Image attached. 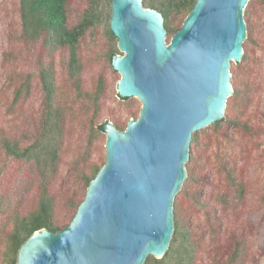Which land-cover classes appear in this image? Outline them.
I'll list each match as a JSON object with an SVG mask.
<instances>
[{
	"label": "water",
	"instance_id": "1",
	"mask_svg": "<svg viewBox=\"0 0 264 264\" xmlns=\"http://www.w3.org/2000/svg\"><path fill=\"white\" fill-rule=\"evenodd\" d=\"M250 0H196L167 38L161 11L143 0H111L117 92L137 97L124 129L107 120L105 162L71 221L41 228L16 264H143L164 256L175 232V196L187 177L193 133L224 119L231 62L243 58Z\"/></svg>",
	"mask_w": 264,
	"mask_h": 264
},
{
	"label": "rangeland",
	"instance_id": "2",
	"mask_svg": "<svg viewBox=\"0 0 264 264\" xmlns=\"http://www.w3.org/2000/svg\"><path fill=\"white\" fill-rule=\"evenodd\" d=\"M15 2L0 0V124L7 127L8 133L12 130L13 134L25 129L29 120L20 109L15 110L11 106L6 110L8 96L19 83V71L29 70L35 75L37 69L34 62L24 61L19 53L10 51L12 35L15 31L17 35L21 32ZM73 5L71 17L76 19L83 4L75 0ZM248 8L244 10V16L247 25L252 28V40L243 42V58L238 64L232 61L230 67L233 90L239 92L242 102L237 105L229 103L225 120L218 127L207 126L203 131H196L197 142L192 141L190 147L196 159L195 162L188 160L186 165L193 172L195 182H191L186 190L182 186L175 196L174 210L176 202H181V219L189 224V230L200 245L194 264H228L231 249L223 248L218 255L205 251L212 250L217 235L223 232L230 236V242L235 237L244 243L241 246L243 254L230 264H264V0H252V7ZM102 11L101 25L89 30L81 40L83 83L91 89L96 79L104 76L105 94L93 124L109 120L115 125L120 122L125 128L131 117H138L141 102L137 97L122 100L117 96V81L121 75L105 56L108 43L103 33L109 16L105 2ZM180 19L184 16L179 15L175 23H179ZM171 37L167 36L166 40L169 42ZM117 53L123 52L118 50ZM68 57L65 49L57 51L52 57L60 80ZM40 99V84L35 81L33 94L25 108V113L31 118L39 112ZM231 117L245 122L246 129L230 125L227 119ZM90 119L91 113L79 117L74 113L69 117L70 131L62 146L59 171L51 183L57 215L63 223L72 219L79 201L85 196L83 176L92 173V165H103L105 162L106 134L102 132L94 140L91 138L93 142L89 143ZM227 169H231L236 179L240 174L245 176L241 184L229 190L231 177ZM3 178H0V195L9 196L14 205L16 203L23 212H28L35 204V192L16 184H7V179ZM2 220L5 223L8 219ZM9 228L7 225L3 227L4 234ZM2 242L1 252L4 250Z\"/></svg>",
	"mask_w": 264,
	"mask_h": 264
},
{
	"label": "trees",
	"instance_id": "3",
	"mask_svg": "<svg viewBox=\"0 0 264 264\" xmlns=\"http://www.w3.org/2000/svg\"><path fill=\"white\" fill-rule=\"evenodd\" d=\"M74 1L16 0L15 2L18 5L21 32L17 35L15 31L12 35L10 51L13 54L19 53L24 61L34 62L37 69L35 75L29 70L19 71V83L8 96L6 110L11 106L15 107V110L20 109L26 115L29 124L25 129L17 130L14 134L12 130L8 133L5 129L7 127L0 124V178L5 177L7 184L12 186L16 184L23 189L32 190L35 192L36 201L28 212H23L16 203L13 204V199H10L9 196L0 195V241L3 240L4 246V250L0 251V264H16L20 246L34 231L41 228L58 231L71 221L63 223V219L57 215L55 196L50 188L59 171L62 146L70 131L69 117L74 113L77 114V117L91 113L90 122L92 125L90 126L89 143L104 132L103 124L105 122L93 124L105 94L104 76L100 75L91 89L85 87L80 46L86 33L101 25L104 14L102 5L105 2L109 11L103 33L106 43H108L105 56L112 66V56L117 53L119 48L117 37L109 25L111 0H80L83 5L79 8L80 11L76 19L71 17ZM195 1L143 0V4L145 6L146 3L147 7L162 12L167 36L170 37L181 27ZM250 6L252 7V0L247 3L245 9ZM247 14H250L249 8ZM179 15L184 16V19L175 23ZM247 26L246 40L251 41L252 28L249 24ZM62 49L67 50L69 57L66 62L65 73L60 80L52 57ZM14 70H17L16 66H14ZM35 81L40 84L41 99L38 107L39 112L35 114L34 118H31L25 113V108L33 94ZM117 96L122 100L130 99V97L119 96L118 92ZM228 99L226 114L229 110V103L237 105L239 101L242 102L239 92L234 90ZM221 121H216L208 126L218 127ZM227 122L232 126L246 129V123L241 120L231 117L227 119ZM116 126L124 128L120 122ZM192 141L193 143L197 142L196 131L193 133ZM195 159L196 156L190 152L189 161L195 162ZM101 166L102 164L92 165V173L83 176L82 183L86 189ZM186 168L188 174L182 185L183 190H186L191 182H195L193 172L189 166ZM227 171L231 177L228 190L236 184H241L240 182L245 178L243 174H240L239 179H236L237 176H232L231 169H227ZM180 203L176 202L175 232L168 250L161 258L149 255L143 264H194L200 245H198L197 238L189 230V224L187 225L181 219ZM2 218H7V222L4 223ZM6 225L10 228L4 234L3 227ZM2 234L5 238L2 237ZM229 240V235L224 234V232L220 233L213 243L212 250L205 251L218 255L219 252L223 251V248H227L228 251L231 249L228 264L233 263L239 254H243L241 246L244 243L235 237H233L232 242Z\"/></svg>",
	"mask_w": 264,
	"mask_h": 264
}]
</instances>
